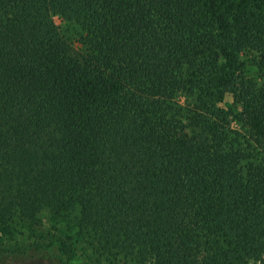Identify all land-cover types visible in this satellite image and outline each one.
Listing matches in <instances>:
<instances>
[{
  "label": "trees",
  "instance_id": "trees-1",
  "mask_svg": "<svg viewBox=\"0 0 264 264\" xmlns=\"http://www.w3.org/2000/svg\"><path fill=\"white\" fill-rule=\"evenodd\" d=\"M44 210L73 264L264 258V0H0V232Z\"/></svg>",
  "mask_w": 264,
  "mask_h": 264
},
{
  "label": "rangeland",
  "instance_id": "rangeland-1",
  "mask_svg": "<svg viewBox=\"0 0 264 264\" xmlns=\"http://www.w3.org/2000/svg\"><path fill=\"white\" fill-rule=\"evenodd\" d=\"M55 21L65 32L71 29L70 23L60 20L57 16H55ZM224 101H232L230 93L225 94ZM72 215L71 218L56 216L48 210H44L38 219L33 222V229L28 228L30 225H23L18 222L13 226L12 231L9 228L5 232H0V251L23 250L34 246L37 242H42L43 251H41L40 255L24 260L19 258V264H73L72 262H67L66 258L61 254L58 249L59 241H57L61 230L75 228L73 222L77 213ZM253 264H264L263 256H260V259L253 262Z\"/></svg>",
  "mask_w": 264,
  "mask_h": 264
}]
</instances>
